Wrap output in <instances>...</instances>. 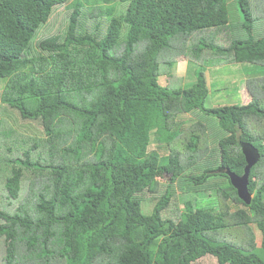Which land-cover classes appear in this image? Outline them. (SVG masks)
Here are the masks:
<instances>
[{
  "label": "trees",
  "instance_id": "trees-1",
  "mask_svg": "<svg viewBox=\"0 0 264 264\" xmlns=\"http://www.w3.org/2000/svg\"><path fill=\"white\" fill-rule=\"evenodd\" d=\"M105 1L0 0V105L44 134L0 144V264H264V0ZM182 60L263 73L247 101L207 106L205 69L159 82ZM246 142L249 204L225 172ZM175 181L195 192L164 217Z\"/></svg>",
  "mask_w": 264,
  "mask_h": 264
},
{
  "label": "rangeland",
  "instance_id": "rangeland-1",
  "mask_svg": "<svg viewBox=\"0 0 264 264\" xmlns=\"http://www.w3.org/2000/svg\"><path fill=\"white\" fill-rule=\"evenodd\" d=\"M85 5L89 3L95 2L94 0H80ZM76 0H70L67 6H60L57 8L61 14L67 9V7H72L71 4H74ZM98 3L95 5L91 4L88 6H96L97 8L101 7H111L113 4L106 2L105 0H97ZM75 5V4H74ZM105 10V8H104ZM108 10V9H107ZM60 14V15H61ZM55 15V14H54ZM54 17V16H53ZM62 17V15H61ZM60 17V18H61ZM236 19V16H234ZM238 18V16H237ZM237 20V19H236ZM238 23L237 21H235ZM56 26V24H55ZM42 34H52V31L49 27H43L41 32ZM33 49H35L33 47ZM33 49L29 50V55L34 54ZM196 67H201L205 69L204 75L207 78L209 85V94L206 99V105L208 106H220L225 104H233V103H242L243 101H247L249 96L246 93L244 88V83L248 78L254 77L255 75H259L263 73V69L259 65H254L250 62H221L214 64H198V63H189L187 64L186 60L178 61L173 64V66H168L167 64H163L160 66L161 74H159V82L161 84H166L170 87H178V86H186L190 81L195 79V71ZM6 79L0 78V92L5 84ZM243 94V95H242ZM0 107H3V112L0 110V144L1 150L5 155L10 154L8 150L5 148L7 143H11L12 141H17L20 135H26L29 137H44L43 131L40 127L39 120H23L19 116V114L13 110V108L1 104ZM179 120L186 118L185 116L180 115ZM189 119L193 122V118L189 117ZM149 150L157 149V146L151 142L148 146ZM165 180L161 179V187L160 191H164L163 183L168 181V174L164 175ZM216 180V179H215ZM214 180V181H215ZM26 184L22 189L23 196L28 195V187ZM179 181H175L174 185V193L171 197V201L168 205V208L163 211L164 217H176L184 207V199L190 198V194L195 192L191 189L179 187ZM198 192L205 190L203 188L196 189ZM201 193V192H200ZM192 195V194H191ZM196 193L193 194V196ZM145 208L143 211L145 214L149 213L156 201L157 198L151 196V194L146 193L145 196ZM0 201L6 202L4 195L0 192ZM17 203H13L12 206H16ZM195 264H218L216 258L211 256H204L199 259Z\"/></svg>",
  "mask_w": 264,
  "mask_h": 264
},
{
  "label": "water",
  "instance_id": "water-1",
  "mask_svg": "<svg viewBox=\"0 0 264 264\" xmlns=\"http://www.w3.org/2000/svg\"><path fill=\"white\" fill-rule=\"evenodd\" d=\"M242 152L246 161V165L243 169V173L238 175L232 171L226 170L229 179L233 187L237 191V195L245 203L249 204L251 201L252 194L249 193L248 185V176L249 171L252 165H254L259 159V153L257 149L251 143H242Z\"/></svg>",
  "mask_w": 264,
  "mask_h": 264
},
{
  "label": "bare ground",
  "instance_id": "bare-ground-1",
  "mask_svg": "<svg viewBox=\"0 0 264 264\" xmlns=\"http://www.w3.org/2000/svg\"><path fill=\"white\" fill-rule=\"evenodd\" d=\"M105 8V7H104ZM33 24V23H32Z\"/></svg>",
  "mask_w": 264,
  "mask_h": 264
}]
</instances>
